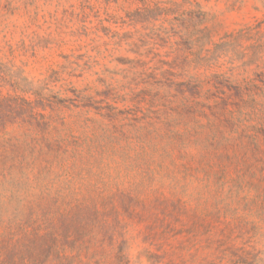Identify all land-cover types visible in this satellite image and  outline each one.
<instances>
[{
  "label": "rangeland",
  "instance_id": "1",
  "mask_svg": "<svg viewBox=\"0 0 264 264\" xmlns=\"http://www.w3.org/2000/svg\"><path fill=\"white\" fill-rule=\"evenodd\" d=\"M263 28L264 0H0V100L42 98L51 134L93 166L0 184V264L34 258L31 228L9 226L84 223L83 198L106 220L101 254L264 264V110L246 85L264 83Z\"/></svg>",
  "mask_w": 264,
  "mask_h": 264
},
{
  "label": "trees",
  "instance_id": "2",
  "mask_svg": "<svg viewBox=\"0 0 264 264\" xmlns=\"http://www.w3.org/2000/svg\"><path fill=\"white\" fill-rule=\"evenodd\" d=\"M194 23V26H196L199 22ZM136 63L140 64V61ZM140 66L142 65L140 64ZM260 75L264 76V73ZM246 85L254 88V91H257L258 95L262 96L260 106L264 110V90L262 88V86L264 87V83L262 86L254 84L253 82H248ZM240 87L235 86L238 93L243 94V90ZM37 99L40 102L42 101V98L39 96ZM229 99L230 97L222 98V102H225L224 105L228 104ZM40 102H31L21 97L0 100V109L4 107L7 111V114L4 113L1 116L2 122L4 120L6 122V118L14 110H18L22 111L20 114L21 123L26 125L25 127H20L18 130L12 131L8 130L7 125L0 127V184H9L16 176L20 178L28 177V179L32 176L35 180H38L48 173L55 177L61 174L81 176L89 175L93 171L92 164L85 163L82 159L76 160V158L83 157L82 155H89V151L82 154V150L79 147L70 149L69 143L66 142L65 138L61 135L51 134L54 114L45 115L41 113L40 111H45L46 109ZM15 121L19 122L20 120L16 119ZM69 163L72 164L68 166ZM77 163L82 164V166L77 165ZM246 166V171L255 175L250 169L253 165ZM100 174L102 175V172ZM245 174L242 170L241 176H237L231 181L237 190L252 185L245 182L247 181L245 180ZM97 175L101 177L99 174ZM258 180L264 183V177ZM258 186L255 185L254 187L256 188ZM92 203V199L83 198L77 200L75 206L70 208V211L77 208L79 210L78 212H84L79 215V217L82 215L81 219L84 220V223L78 222L75 225V219L68 223L59 220L57 224L51 220H45L37 228L35 225H37L38 221H42L37 218L30 224H16V229L9 226L7 235L14 237L15 230L21 232L22 230L27 231L26 227L31 228L32 232L29 242L34 258L32 255L30 260H26V262L31 261L33 258L32 264H130L128 254L122 252L124 250V241V243L118 246L117 251L114 248L111 250V252H115L114 255L107 256L101 254L104 251L105 243L99 240L97 231L98 226L104 225L106 220L99 217L102 211L96 209L99 206H93ZM91 205L92 208L90 209L88 206ZM82 207L84 208L81 209ZM62 216L64 215L58 208L56 218ZM109 230L114 235V230L112 228ZM152 256L150 255L149 257ZM159 263L158 260H154V264ZM237 263L246 264L244 260H239Z\"/></svg>",
  "mask_w": 264,
  "mask_h": 264
}]
</instances>
